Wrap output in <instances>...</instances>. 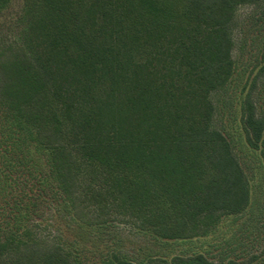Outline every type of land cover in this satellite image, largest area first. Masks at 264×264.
<instances>
[{
	"label": "trees",
	"instance_id": "obj_1",
	"mask_svg": "<svg viewBox=\"0 0 264 264\" xmlns=\"http://www.w3.org/2000/svg\"><path fill=\"white\" fill-rule=\"evenodd\" d=\"M9 5L0 0V13ZM242 6L264 0H24L18 37L0 45V264H83L37 235L48 197L77 225L105 220L86 221L84 202L133 220L164 248L192 246L247 212L250 183L213 128L212 100L235 73ZM254 111L245 101L244 130L264 158ZM169 257L156 261L227 258L190 248Z\"/></svg>",
	"mask_w": 264,
	"mask_h": 264
},
{
	"label": "rangeland",
	"instance_id": "obj_2",
	"mask_svg": "<svg viewBox=\"0 0 264 264\" xmlns=\"http://www.w3.org/2000/svg\"><path fill=\"white\" fill-rule=\"evenodd\" d=\"M23 5L24 0H10L7 9L0 13V45L18 37ZM231 35L235 73L225 90L212 97L217 106L213 128L224 132L249 180L251 199L247 212L224 217L213 236L195 239L192 246L178 242L180 245L164 248L155 244L152 234L138 230L133 220L115 214L100 216L98 211H87L84 202L78 213L86 221L105 220L94 226H79L71 222L72 214L65 206L49 202L48 197L37 210L38 236L58 239L54 241L73 250L83 264H104L112 255L136 264H162L156 261L159 257L171 256V261L173 255L189 248L195 252L211 250L217 259L227 257L225 264L229 260L234 264H264V158L260 150L248 145L242 120L247 100L253 105L256 118H264V6L239 7ZM45 241L42 248L50 244Z\"/></svg>",
	"mask_w": 264,
	"mask_h": 264
}]
</instances>
